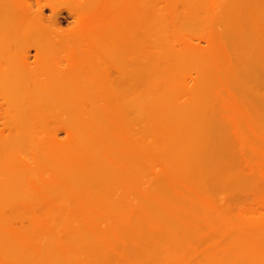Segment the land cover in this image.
<instances>
[{"label":"bare ground","instance_id":"6f19581e","mask_svg":"<svg viewBox=\"0 0 264 264\" xmlns=\"http://www.w3.org/2000/svg\"><path fill=\"white\" fill-rule=\"evenodd\" d=\"M0 264H264V0H0Z\"/></svg>","mask_w":264,"mask_h":264}]
</instances>
